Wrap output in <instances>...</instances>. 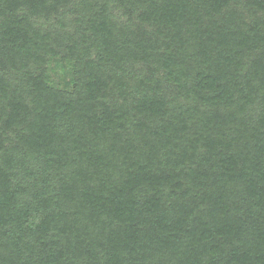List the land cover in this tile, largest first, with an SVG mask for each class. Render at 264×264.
<instances>
[{"label":"trees","instance_id":"trees-1","mask_svg":"<svg viewBox=\"0 0 264 264\" xmlns=\"http://www.w3.org/2000/svg\"><path fill=\"white\" fill-rule=\"evenodd\" d=\"M0 264H264V0H0Z\"/></svg>","mask_w":264,"mask_h":264}]
</instances>
